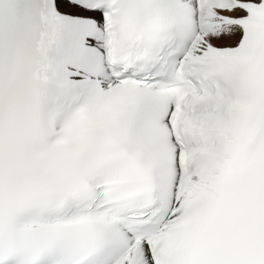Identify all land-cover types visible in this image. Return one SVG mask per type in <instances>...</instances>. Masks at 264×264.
I'll return each instance as SVG.
<instances>
[{
    "label": "snow or ice",
    "instance_id": "obj_1",
    "mask_svg": "<svg viewBox=\"0 0 264 264\" xmlns=\"http://www.w3.org/2000/svg\"><path fill=\"white\" fill-rule=\"evenodd\" d=\"M0 264H264V0H0Z\"/></svg>",
    "mask_w": 264,
    "mask_h": 264
}]
</instances>
